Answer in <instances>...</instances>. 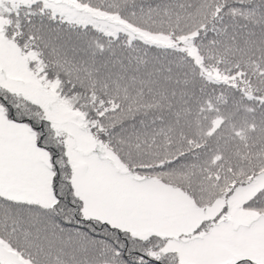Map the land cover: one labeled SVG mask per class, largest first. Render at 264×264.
I'll use <instances>...</instances> for the list:
<instances>
[{"label": "snow or ice", "instance_id": "6c2138e0", "mask_svg": "<svg viewBox=\"0 0 264 264\" xmlns=\"http://www.w3.org/2000/svg\"><path fill=\"white\" fill-rule=\"evenodd\" d=\"M0 264H264V0H0Z\"/></svg>", "mask_w": 264, "mask_h": 264}]
</instances>
